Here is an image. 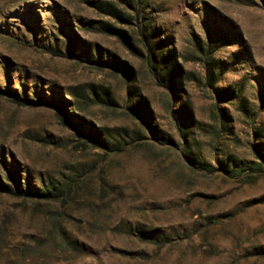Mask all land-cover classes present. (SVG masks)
<instances>
[{
  "label": "rangeland",
  "instance_id": "obj_1",
  "mask_svg": "<svg viewBox=\"0 0 264 264\" xmlns=\"http://www.w3.org/2000/svg\"><path fill=\"white\" fill-rule=\"evenodd\" d=\"M0 264H264V0H0Z\"/></svg>",
  "mask_w": 264,
  "mask_h": 264
},
{
  "label": "trees",
  "instance_id": "obj_2",
  "mask_svg": "<svg viewBox=\"0 0 264 264\" xmlns=\"http://www.w3.org/2000/svg\"><path fill=\"white\" fill-rule=\"evenodd\" d=\"M123 33L120 34L121 37L127 39V34L126 33L123 34ZM144 44L147 48V53L149 54V62H150V66L152 68V72H153L155 78L157 79V81L161 85H164L169 89L171 88V90L174 91L175 86H177V84H179V81L177 80V74L174 75V72H173L172 80H169L168 78H169L170 74H172L170 72L169 63H167V62L163 63V60H159L158 56L153 53V50H152L153 41L152 40L144 41ZM202 61L205 65V68H206V71L208 74V76H207L208 84H209V86H212L216 90L215 85H216V82L218 80V77H217L218 71L220 70V67L218 65L219 62L213 55H211V51L206 52V55H204V58L202 59ZM241 94L242 93H239V94L219 93L221 100H224V101L226 100L227 102H232V100L241 97ZM133 109L138 115H140L148 123V126L150 127V125H151L150 120L151 119H150V115H149L147 109H145V111H140L136 107ZM217 110L220 111V114L214 116V118L221 119L220 121H221L222 125L223 126L226 125V122L229 119L228 114L226 113L225 109L220 108L219 106H217ZM178 114L176 115V117H177L178 121L180 122V129L183 127V125H184V127H189V124L192 122L191 120H193V115H192L191 111L188 108H183L181 112H178ZM63 120H64L65 124L72 123L74 126H76L77 129L82 134H85L88 138L93 140L95 142L96 146H98V147H102V145L108 146V144H109L108 141H110V139L105 138L103 136V134L100 131H98L97 129L91 128L90 130L87 131L82 122L72 120L71 118H67V117H64ZM106 140H108V141H106ZM119 146L122 147L121 150H125L127 148L126 143L125 144L119 143ZM28 185H29V187H28L27 193H25V191H24L25 195H29L33 199H48L51 197V191L47 187H40V188L32 187L30 181L28 182ZM2 186L9 188V185H7V184H2Z\"/></svg>",
  "mask_w": 264,
  "mask_h": 264
}]
</instances>
